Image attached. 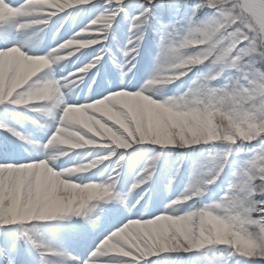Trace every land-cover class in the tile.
I'll use <instances>...</instances> for the list:
<instances>
[{
  "label": "snow or ice",
  "instance_id": "obj_1",
  "mask_svg": "<svg viewBox=\"0 0 264 264\" xmlns=\"http://www.w3.org/2000/svg\"><path fill=\"white\" fill-rule=\"evenodd\" d=\"M80 12L85 14L83 30L64 29L60 20ZM50 23L63 42L46 55L35 51L39 41L12 35L29 29L38 35ZM117 31L127 42L114 55L110 37ZM156 37L157 68L135 90L133 69ZM0 40L5 44L0 48V109L14 113L22 108L21 116L43 113L54 121L46 145L27 138L40 154L37 161L21 162L17 147L0 140L2 264L264 261V0H0ZM86 49L91 52L82 51ZM73 57L85 66L54 78L64 69L53 65H68ZM109 60L122 83L104 81ZM45 69L46 77H38ZM86 75L98 89L103 83V91L82 101L73 96L65 100L78 82L87 83ZM97 75L100 81L94 80ZM177 81V92L187 88L182 95L153 94V85ZM98 94L103 98L97 99ZM46 101L54 102V115L37 103ZM31 123L45 129L36 120ZM0 130L26 140L7 124L0 123ZM69 139L70 145L65 143ZM144 145L153 154L122 195L118 185L127 150ZM80 149H89L93 158L65 170L72 160L69 150ZM197 149L186 188L163 212L141 214L146 206L139 200L126 203L133 192L154 181L162 157L167 162L172 150H178L171 174L161 177L171 187ZM61 156L68 159L57 165ZM205 198L214 202L203 203ZM100 201L105 205L96 218L86 219L90 232L84 225L56 223L87 217L97 207L92 202ZM109 201L125 206L131 215L116 219L119 209L108 207ZM107 220L115 221V229L96 236ZM60 230L79 241L78 250L70 252L47 239L48 233ZM213 246H227L220 248L227 255L208 261Z\"/></svg>",
  "mask_w": 264,
  "mask_h": 264
},
{
  "label": "rangeland",
  "instance_id": "obj_2",
  "mask_svg": "<svg viewBox=\"0 0 264 264\" xmlns=\"http://www.w3.org/2000/svg\"><path fill=\"white\" fill-rule=\"evenodd\" d=\"M23 2L24 0H19V3H23ZM84 15L85 14L83 12H80L79 15L69 16L66 21L60 20V23H63L64 29H70L72 31L79 32L83 30V24L81 23V18L84 17ZM84 23H87V20H85ZM124 23L126 24L127 22L124 21ZM56 27H59V25L57 24ZM34 31L35 30L33 29H29V30H25L22 33L13 32L12 35L15 40L23 41V40H28L29 38H31V41H39L38 44L36 45L35 51L38 52L40 55H46L47 52L51 50V48L57 46L58 41L63 42L60 40V37L56 35L55 27L53 26L52 23L49 24V26L44 30V32H40L38 33V35H34L33 34ZM71 34L72 32L70 31L69 35ZM94 34L95 32L92 35ZM110 40H112L113 53L115 54L120 49H122L123 44L127 42L126 37H123L119 31L115 33V38L112 39V37H110ZM4 46H5L4 41L0 40V48ZM82 51L88 52V49L82 50ZM158 51L159 49L157 50V54H158ZM117 56L119 58L118 59L116 57L118 60H122V56L120 55H117ZM83 66H85V64H81L79 61L76 60L75 57L72 58V63L68 65H65L63 62H61L58 65H53V68H57V69L63 68L64 69L63 73L56 72L54 78L59 79L61 75L67 74L69 70H71L72 72H75L78 68L83 67ZM156 68H157V62H155V70ZM48 72L49 70L45 69L41 73H38L37 76L46 77V74ZM88 75H91V73H89ZM101 79L102 77L100 75H97L94 77L95 81H100ZM84 80L87 81V83L78 82V87L74 89L73 93H69L68 96H64V99L68 100L69 96H73L76 100L82 101L84 98H90L92 96L93 91L99 92L100 89L97 88V84L94 83L93 81H88L87 75L84 77ZM148 80L149 78L147 79V81ZM104 81L106 83H112V82L122 83L123 82L121 80L120 73L117 71V69L112 64V62H110V60L108 61V66L104 69ZM38 82L43 83L44 81L38 80ZM131 83L136 85L135 90H139L143 86V84L139 83L136 77L131 81ZM179 83L180 82L177 81L174 84L166 86L171 90L174 89V95H172L169 98H175L179 96L176 91L177 85H179ZM103 87H104V84L102 83L100 85V88H102V91H103ZM90 89L92 91H90ZM186 90L187 88L185 87V91ZM65 91L66 90L62 89V95ZM107 94L108 92L106 91L103 92V95H107ZM164 95H166V93H164ZM101 97L102 95L98 94L96 98L99 99ZM37 103L41 107L47 106L48 108H51L53 110V115L55 114L56 109L53 107V104H54L53 101L37 102ZM20 110L23 111L22 108H20ZM25 116L30 117L31 119H28L30 121L36 120L39 124L44 125L45 129L41 130L32 123H28V122L22 123V125L20 126V129H21L22 135L26 137V140L24 141L21 152L17 154V158L20 159L21 162L37 161L41 158L40 154L37 152L35 148L32 147V144L27 142V138H30L32 143L46 145L47 141L50 139V136L53 134L50 126L54 124V121L43 113L25 112ZM55 126L58 127L59 125L57 124ZM0 131H3V130H0ZM8 135H10L11 137H15V136H12L11 133H8ZM64 147L65 146H60V148H64ZM149 147L151 146L144 145V146H140L137 148H133L131 150H127V154L125 156V164L120 169V184L118 185V187L121 190L122 195H126L128 193L129 189L131 188L132 183L135 180L136 173L140 171V169L143 167L144 162L148 160L144 158V149L149 148ZM51 151L54 154H59V149H52ZM89 151H90L89 149L69 150V155L72 157V160L69 161L65 165V170L68 167L77 166L78 162L81 160H84V162H90V160L93 157L88 155ZM123 151L125 150H120V152H123ZM172 151L177 152L178 150H172ZM120 152H118L117 155H119ZM67 159H68L67 157L61 156L60 159L56 161V164L59 165L60 163H62L63 161H66ZM157 170H158L157 176L154 178L153 182H150L147 185H143L141 189H137L135 192H133L130 196L127 197L126 203H135V201L139 200L141 204H144L146 206L145 209L142 210L141 214H144L145 211H151V210H155L156 214H160L161 212H163L164 207L168 203L176 200L177 198L181 196V193L184 191V189L186 188L191 178L190 176H188V178H186L185 181H182L181 179L176 180V182L172 184L171 187H168L167 179H161V177L162 176L166 177L170 175L171 173L164 169L163 164L160 165L157 168ZM114 195H115V191H114ZM141 197L143 198L141 199ZM206 197H207V194H206ZM212 202L214 201L207 199V198L203 200V203H212ZM92 204H96L97 207L93 209L92 212L88 213L87 217L82 215L79 218L68 219V222L84 225V230L90 232L91 226L86 224V219H91V216L96 214L97 211L100 209V207L105 205V202L104 201L92 202ZM108 206L109 207L115 206L116 208L119 209V215L117 219L126 220L127 217L131 215L130 212L124 211L125 206L119 205L115 201H109ZM137 207H139V205H137ZM180 214H184V213L181 212ZM115 226L116 224H113L111 229H106V228L99 229V231L96 233V236L102 237L103 235H106L107 232L114 230ZM95 238L96 237H93V239ZM62 246H64L70 252H75L76 250L79 249L80 244H79V241L77 240L75 245H72V243H62ZM221 247L226 248L227 246H218V247L213 246L212 250L208 252L207 260L212 261L214 259L227 255L226 252L220 250ZM263 263L264 261L258 262V264H263ZM219 264H223V262L220 261Z\"/></svg>",
  "mask_w": 264,
  "mask_h": 264
},
{
  "label": "trees",
  "instance_id": "obj_3",
  "mask_svg": "<svg viewBox=\"0 0 264 264\" xmlns=\"http://www.w3.org/2000/svg\"><path fill=\"white\" fill-rule=\"evenodd\" d=\"M94 32L95 31L90 32L89 34L92 35ZM158 40H159V37H156L155 42L150 43V45L148 46L150 51L148 53H146L144 56H142L141 58H139V63H138V67H137V74L140 77V80L143 79V77L146 74V72L148 71V69L152 68V65H153L152 60L154 58H156V56H157L158 48H157L156 44L158 43ZM88 52H91V49L88 50ZM113 54L116 55L115 53H113ZM152 90H153V94L161 93L164 95V93H166V95H164V96L167 98L174 95V89L171 90L168 87L164 88V87H159L158 85H153ZM184 91H185V88L181 89L179 92H177V94L182 95ZM20 111H22V110L18 109L14 113H5L3 109H0V123L7 124V126L13 128L16 131L15 128H18L19 124L22 121H24V119H25V115L21 116L19 114ZM12 116H15V119H11ZM5 135H7V134H5V133L0 134V140L6 139V140L10 141L11 143H13L17 147L18 152H19V150H20L19 144L16 141L8 138ZM156 150L159 151V149H156ZM172 152H173V155H172V157L167 158V162L165 161L164 157L161 158V160L157 164V168L163 164L164 169L171 173V169H172L173 162H174V157L178 153V151L177 152L172 151ZM152 154H153L152 147L144 149V158L149 159ZM197 158H198V150L194 151V155L192 157L186 158V160H185L186 164H185L184 169H183V175L178 177L177 180L181 179V180L185 181L186 178H188V176H190V177L192 176L193 163H194L195 159H197ZM2 162L3 161L0 160V163H2ZM197 207L199 208L200 205H197ZM98 212H99V210L97 211V213ZM97 213L94 214L93 216H91V218L93 217V219H95ZM112 221L113 220L102 221L101 224H102V226H107ZM56 223L60 224V225H72L68 222V220L57 221ZM101 224H100V226H101ZM68 238H69V240H72V239L74 240V237L71 235V233L68 230H60V231H56V232H50L47 235V239L55 240L57 242H59L60 240H67Z\"/></svg>",
  "mask_w": 264,
  "mask_h": 264
},
{
  "label": "clouds",
  "instance_id": "obj_4",
  "mask_svg": "<svg viewBox=\"0 0 264 264\" xmlns=\"http://www.w3.org/2000/svg\"><path fill=\"white\" fill-rule=\"evenodd\" d=\"M66 144H71V139H69L68 141H65Z\"/></svg>",
  "mask_w": 264,
  "mask_h": 264
}]
</instances>
